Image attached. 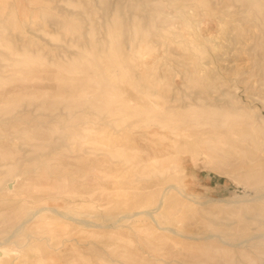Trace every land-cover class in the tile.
<instances>
[{
    "label": "rangeland",
    "instance_id": "obj_1",
    "mask_svg": "<svg viewBox=\"0 0 264 264\" xmlns=\"http://www.w3.org/2000/svg\"><path fill=\"white\" fill-rule=\"evenodd\" d=\"M225 1L185 0L222 22L223 48L175 37L180 20L156 15L176 14L169 0H0V264H264V0ZM136 27L148 43L137 59ZM234 50L254 70L219 76L175 113L218 134L180 138L137 114L147 84L160 99L204 90L181 79L184 67ZM143 53L155 55L144 70L154 84L138 69ZM175 138L185 153L164 148Z\"/></svg>",
    "mask_w": 264,
    "mask_h": 264
},
{
    "label": "bare ground",
    "instance_id": "obj_2",
    "mask_svg": "<svg viewBox=\"0 0 264 264\" xmlns=\"http://www.w3.org/2000/svg\"><path fill=\"white\" fill-rule=\"evenodd\" d=\"M169 1H170V4L174 6L176 14H172L170 12H167L166 9H164L163 7H162L163 9L162 8H159V9H156L155 8V9H156V15H157V17L160 18V19H163V20H167L168 25H174L175 26L176 23L180 20L178 23H181L182 28L178 32H174L173 33L175 37H180L182 40H185V41H187V39H194V41L198 45L203 44V42L210 41L213 44H217L215 46L223 47L224 48V46H225V38H222L220 36L222 29H219V28L216 27V26H219V23H222V22H217L214 25L213 24V22H214L213 20L214 19H211L210 18L211 19V21H210L211 23L209 24V21H208L209 19L208 20L207 19H204V18H206L205 16L203 18L202 15H200V14H197V13L192 14L193 12H190V10L193 7L196 8L198 6H203V4L201 2L199 4L198 3H196V4L195 3L189 4V3H186L185 0H169ZM140 2L142 3V1H140ZM252 2H255V1H252ZM233 3H234V1H233ZM142 4H143V8L144 7L146 8V9H142L143 11H147V10L150 9V10H153V12H154V3H152V4L151 3H149V4L142 3ZM216 5H218V4H216ZM225 5L226 6H229L227 0L225 1ZM209 12L212 13V9L211 8H209ZM147 14L148 15H152V13H149V11H148ZM140 16H143V15H140ZM142 22H144V21H142ZM156 24L157 23L155 22V25ZM189 28H191V32H188V29ZM211 29H213V30H211ZM134 31L138 33L137 27L134 29ZM154 32H156V31L153 30V33ZM138 36H141V37H138L139 40H138V42L135 44V46L132 49V52L134 53V57L136 59L138 57L137 56L138 55V51H140L146 45H148V43H146L144 41V36H142L139 33H138ZM124 46L125 45H121V54L123 53L122 52V49L124 48ZM143 54L145 55V57L143 58V56H142V60L140 59L138 62H137V60H135V62H137V64H138V69H139L140 73L143 76L142 78H144V79H146V80H148V81H150V82H152L154 84V74H152L153 76H150V77L149 76H146L144 74V70H145V68L148 67L149 69L152 70V72H154V61L156 59V58H154L155 55L150 54V53L149 54L151 56L148 53H143ZM230 54L231 55L232 54L234 55L235 54V50L234 51H231ZM147 55H149V56H147ZM159 55H160V53H159ZM205 57H207V59H203V60L199 61L195 65L194 68H192V67H184V69L187 72H185V74L181 76V79L182 78L187 79V77L190 78V76H192L193 77V81L195 82V84L199 85V88H201V87L205 88L204 90L200 89V90H198V92H194V93H191V92L188 91V92L180 93L181 94L180 96H174V93L179 94V92H180V89L181 88L180 87H177L178 88L177 91L174 92V93H172V94H170L169 97L167 96L168 98L163 97V99H160L159 92H156L153 89L154 88V85L151 86L150 84H147L146 85L147 88L139 92L140 94H139V96L137 98L140 101H138V106L136 108L137 109V112H138L137 114H139V115H141V114L142 115L143 114L144 115L145 114H152L153 116H158L159 115L160 116L159 117L160 119L157 122L156 131L159 130V131L162 132V130H166L169 133L174 134L176 137H180V138H182V137L192 138L193 136H196V135H200V136L208 135L209 136V135H216V134L219 133V131L215 127L210 126L208 124V121H207L208 119H200V117H197L196 116V117H192V118L186 120L185 118L187 117V115L189 116V114L185 115V114H182V113L181 114H178L177 113V116H176L175 113L177 111H182V110L183 111L184 110L185 111H188L186 109H191L192 107L193 108H196L194 106H198V102H203V100L205 98V97L202 98L203 97V93L206 92L205 94L210 95L211 92H213L212 91L213 89H216V88L219 87L218 86L219 85L218 83H221V82L216 81L219 78V76L220 77L226 76V78H228V77L233 78V77H236L239 74L251 73L254 70V67H253L254 64L252 62L253 61V58L252 59L251 58H244L245 55H244V57H242L241 55H236V54L233 56L232 59H225L226 57L223 56V55H221L219 57H216V56H214L212 54H211V56L208 55V56H205ZM122 61H124L123 60V57H122ZM186 63H187V61H186ZM174 66H173V69L175 70V67ZM179 69H180V67H179ZM182 72H184V71H182ZM161 77L163 78L164 76L161 75ZM171 77L173 78V76H171ZM178 78H177V80L179 81ZM200 78H204L203 84L201 83L202 81L199 82V79ZM249 79H250V77H249ZM241 80H242V78H241ZM164 82H166V81H164ZM168 86H170V85H168ZM176 86H177V84H176ZM209 87L210 88H213V89H208L206 91V89L209 88ZM125 92L127 93V90H124L123 91V93H125ZM181 92H182V90H181ZM122 99L126 100V98H122ZM145 104L147 105V107L145 106ZM197 108H200L201 111H206L204 107H197ZM202 114H204V113L202 112ZM207 118H209V120H210V117H207ZM210 122H212V121H210ZM213 124H215V123H213ZM160 135H164V133H160ZM171 141H172V143H171L172 145L171 144L170 145H165L164 148H167V149L169 147H171V148L173 147L174 148V147H176V145H178L180 143L179 145H181V148H183V150H184V149H186V146L189 144V142H187V140L181 142L180 139H177V138L172 139ZM186 151L187 150H184L183 152L185 153ZM51 159L52 158H50V160ZM145 162L144 161H143V163L140 162L139 165H141V166L143 165L144 166L145 165ZM48 164H50V162L48 160L44 161V165H48ZM173 167H175V166H173ZM40 176H41V174L39 172H36L34 174V176H28L29 178H26L25 177V179H30V177H34L35 179H37L38 177L40 178ZM18 181H19V178H18V176H15V174H14V176L12 178H10L8 181H6L5 189H6V191L9 194H15L16 189L18 188L17 186L19 184ZM47 209H49V208H47ZM50 210H51V212L53 214H57V215H60L62 217H65L64 214H63L64 212L61 213L62 211L59 212L55 208H50ZM38 212H40V211L39 210H36V212H34V210H33V213H32L31 218L35 217ZM137 213L138 212H135V213L130 214V215L131 216H134ZM145 214H147V215H149V216L152 217V212L151 211L145 210ZM71 217H73V216H71ZM127 217H129V215H127ZM68 218H70V217H68ZM90 225H92V224H90ZM15 230L17 231V229H15ZM11 237H12V235H11ZM7 241H8V239H7ZM6 255H7V253H4V251L2 249H0V259L2 260ZM37 255L38 254H36V256ZM43 259L45 260L44 257H39V259L35 260V263L34 264H42ZM25 262H27V261H25Z\"/></svg>",
    "mask_w": 264,
    "mask_h": 264
}]
</instances>
